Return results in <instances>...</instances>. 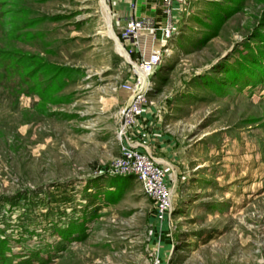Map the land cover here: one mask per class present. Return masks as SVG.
<instances>
[{"label":"rangeland","instance_id":"obj_1","mask_svg":"<svg viewBox=\"0 0 264 264\" xmlns=\"http://www.w3.org/2000/svg\"><path fill=\"white\" fill-rule=\"evenodd\" d=\"M163 1L138 4L139 18L155 14L159 44L166 23L175 29L148 93L149 134L163 142L151 152L174 189L160 225L141 183L111 173L120 86L137 72L109 37L101 0H0V52L22 57L0 56L10 264H264V0H180L170 18ZM42 61L80 74L19 82L29 71L19 66Z\"/></svg>","mask_w":264,"mask_h":264},{"label":"built area","instance_id":"obj_2","mask_svg":"<svg viewBox=\"0 0 264 264\" xmlns=\"http://www.w3.org/2000/svg\"><path fill=\"white\" fill-rule=\"evenodd\" d=\"M180 0H164L163 13L167 18L172 15V7ZM107 5L112 0H105ZM136 11V4L134 6ZM158 31L154 19L133 17L126 22L122 29L121 39L130 42L134 50H139V40L142 33H149L157 39ZM175 29L170 22L162 29L160 46L149 59H142L139 65L145 75L143 85L140 77L134 74L131 82L124 83L120 90L127 94L130 105L126 111L120 113V130L118 140L122 144L120 157L115 161L111 173L119 177H135L142 185L145 195L155 206V220L164 224L174 209V189L170 187L168 174L162 163L149 150H144L130 140L131 130L137 126L138 119L143 116L149 105L148 93L154 86L152 81L158 66L171 57L170 43L174 39Z\"/></svg>","mask_w":264,"mask_h":264},{"label":"crops","instance_id":"obj_3","mask_svg":"<svg viewBox=\"0 0 264 264\" xmlns=\"http://www.w3.org/2000/svg\"><path fill=\"white\" fill-rule=\"evenodd\" d=\"M135 4H136V11H134ZM138 4H139V0H112V3L109 5V7L107 6L110 14L109 20L111 25L112 26L114 25L117 31L121 32L122 29L125 27L127 21L132 19L134 16L139 18L142 12L140 11L141 9L140 10L138 9ZM146 5L148 6V3ZM154 16L155 14L153 13L149 14V18L151 19L155 18ZM104 17H108V16L104 14ZM124 43H125L124 46L129 47L130 49V50L126 49L127 52L129 54H135L139 59L138 61H141L142 59H149L153 55V53L159 49L160 46L158 37L157 39H153V36L150 35L149 33L141 34L139 40V50H134L130 42H124ZM136 72L140 75L139 71ZM153 112L154 111H152V109L146 107L143 116L138 119L137 126L131 130V134H130V140L132 143L138 144L140 148L149 151H151L152 146L158 147V146H162L163 144V142L160 141V137L158 135L155 136V134H153V136H151L149 134L151 129L150 127L152 126L153 128L154 126L152 122L153 118H157V116L154 115ZM153 115L155 117L152 118Z\"/></svg>","mask_w":264,"mask_h":264},{"label":"trees","instance_id":"obj_4","mask_svg":"<svg viewBox=\"0 0 264 264\" xmlns=\"http://www.w3.org/2000/svg\"><path fill=\"white\" fill-rule=\"evenodd\" d=\"M52 19L53 20H57L59 18L58 17H52ZM32 24H34V23H32ZM29 26H30V24H29ZM262 42L264 44V40ZM0 56H2V57L6 56V57H9V58H12V60H15V61H21L22 60V57H15V55L10 54L9 52L8 53L0 52ZM18 69H20L21 71H25L26 69L29 70V71H27V74L25 76V80H24V78H20L19 82L22 83V84H27V80L28 81L29 80H33V79H35V78H37L38 76H41V75L47 77V81L44 82L43 85L39 84L38 87H40V88H42L43 86L46 87V86H48V85H50L52 83H58L59 84L60 82L63 81L64 78L70 77V75H72V77H77L80 74V70H78V69L75 70V69L57 67V66H54V65L47 64L44 61L38 63L37 65L36 64H33V65L28 64L26 66V68H24L23 65H22V67L19 66ZM0 88L4 92H6L7 95L10 93V91H9L10 88L9 87L5 86V87H0ZM41 90H43V89H41ZM12 92L14 93V91H12ZM22 93L23 92H19L18 88L15 91V95H18V96L20 94H22ZM11 97L5 98V100L6 101H10ZM0 258H1L0 259V264H10V260H8V258L5 256V249L2 248V246H0Z\"/></svg>","mask_w":264,"mask_h":264},{"label":"water","instance_id":"obj_5","mask_svg":"<svg viewBox=\"0 0 264 264\" xmlns=\"http://www.w3.org/2000/svg\"><path fill=\"white\" fill-rule=\"evenodd\" d=\"M104 5L108 6V5L106 4L105 0H101V7H103ZM112 32H113V37H111V36H109V35H108V36H109V37L115 42V46H116V42L118 41V43H120V44L122 45V48H123V50H124V52H125V54H126V56H123V55H121V54H119V55H120L122 58H124V60H125L128 64H130L134 69H135V68L140 69L136 64H134V63L132 62L129 53H128L127 50L125 49L124 45L121 43L120 39H119V38L117 37V35L115 34V31H114V28H113V27H112ZM140 71H141V69H140ZM145 82H146V80H145ZM130 102H131V100L128 101L127 104L124 106V108H123L124 111H126V110L128 109V107H129V105H130Z\"/></svg>","mask_w":264,"mask_h":264},{"label":"bare ground","instance_id":"obj_6","mask_svg":"<svg viewBox=\"0 0 264 264\" xmlns=\"http://www.w3.org/2000/svg\"><path fill=\"white\" fill-rule=\"evenodd\" d=\"M104 7H105V6L102 7V11H103V13L105 14ZM105 18H106V17H105ZM107 20H109V19L106 18V21H107ZM111 27H112V25H110V26L108 27V28H109V34H110L111 37H113V32H112V28H111ZM116 43H117L119 46H121V44L118 43V41H117ZM135 70H136V71H139L140 75H139L138 73H136V74L140 77V79H141L143 85H145V80H146L145 75L142 73V71H140V69L135 68Z\"/></svg>","mask_w":264,"mask_h":264}]
</instances>
